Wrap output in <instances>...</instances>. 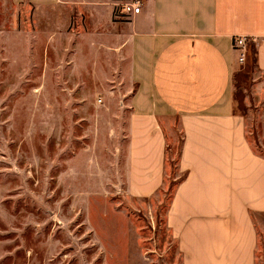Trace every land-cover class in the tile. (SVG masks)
Here are the masks:
<instances>
[{
  "label": "crops",
  "instance_id": "crops-1",
  "mask_svg": "<svg viewBox=\"0 0 264 264\" xmlns=\"http://www.w3.org/2000/svg\"><path fill=\"white\" fill-rule=\"evenodd\" d=\"M119 1L0 0V22L12 12L16 36L61 38L78 74L111 88L117 98L97 104L124 118L128 198L151 199L164 188L165 122L178 126L185 177L166 225L183 264H255L252 215L264 213V157L233 114L230 90L240 68L233 39L245 36L248 53L256 49L264 109V0H140L141 13L129 20L116 19Z\"/></svg>",
  "mask_w": 264,
  "mask_h": 264
},
{
  "label": "rangeland",
  "instance_id": "rangeland-1",
  "mask_svg": "<svg viewBox=\"0 0 264 264\" xmlns=\"http://www.w3.org/2000/svg\"><path fill=\"white\" fill-rule=\"evenodd\" d=\"M13 15L0 22V264H183L166 225L185 176L178 126L165 122L164 188L151 199L128 198L124 118L97 104L117 97L78 74L61 38L16 36ZM249 53L230 90L232 112L264 157L262 75L254 47ZM252 218L255 264H264V213Z\"/></svg>",
  "mask_w": 264,
  "mask_h": 264
},
{
  "label": "built area",
  "instance_id": "built-area-1",
  "mask_svg": "<svg viewBox=\"0 0 264 264\" xmlns=\"http://www.w3.org/2000/svg\"><path fill=\"white\" fill-rule=\"evenodd\" d=\"M142 4L140 0H123L115 4V17L118 20H129L141 13ZM234 51L238 54V61L240 65L247 62L249 39L245 36L234 37L232 43ZM102 98L98 99V103L101 104Z\"/></svg>",
  "mask_w": 264,
  "mask_h": 264
},
{
  "label": "trees",
  "instance_id": "trees-1",
  "mask_svg": "<svg viewBox=\"0 0 264 264\" xmlns=\"http://www.w3.org/2000/svg\"><path fill=\"white\" fill-rule=\"evenodd\" d=\"M255 54H256V49L254 48V56H255ZM251 57H252V54L249 53V55H248V60H252ZM255 58H256V56H255ZM255 58H254V62H255ZM184 177H185V176H184ZM183 179H184V178H183ZM183 179H182V180H183ZM182 180H181V181H182Z\"/></svg>",
  "mask_w": 264,
  "mask_h": 264
}]
</instances>
